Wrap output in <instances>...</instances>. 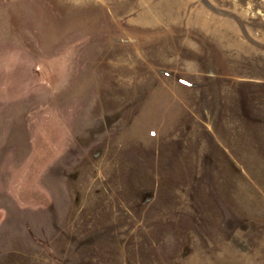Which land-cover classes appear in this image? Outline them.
I'll use <instances>...</instances> for the list:
<instances>
[{
    "label": "rangeland",
    "instance_id": "374dc122",
    "mask_svg": "<svg viewBox=\"0 0 264 264\" xmlns=\"http://www.w3.org/2000/svg\"><path fill=\"white\" fill-rule=\"evenodd\" d=\"M0 264H264V0H0Z\"/></svg>",
    "mask_w": 264,
    "mask_h": 264
}]
</instances>
